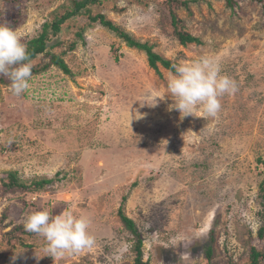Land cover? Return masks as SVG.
<instances>
[{
	"label": "rangeland",
	"instance_id": "374dc122",
	"mask_svg": "<svg viewBox=\"0 0 264 264\" xmlns=\"http://www.w3.org/2000/svg\"><path fill=\"white\" fill-rule=\"evenodd\" d=\"M189 1L176 14L199 46H181L165 0H102L93 9L174 64L218 60L239 90L222 98L216 119L200 110L181 118L168 110V96L149 106L148 94L165 95L172 72L160 66L158 75L145 53L99 24L63 55L72 75L32 74L20 97L7 77L0 85V264H135L136 238L121 210L149 264H208L209 245L213 264H248L252 249L264 253V2ZM71 3L0 0V24L25 44ZM87 24L84 16L65 24L66 44L53 53L67 51L73 28ZM11 173L52 183L40 192L9 189ZM43 209L88 217L95 246L52 256L24 228L27 215Z\"/></svg>",
	"mask_w": 264,
	"mask_h": 264
},
{
	"label": "clouds",
	"instance_id": "9594fccd",
	"mask_svg": "<svg viewBox=\"0 0 264 264\" xmlns=\"http://www.w3.org/2000/svg\"><path fill=\"white\" fill-rule=\"evenodd\" d=\"M32 63L27 46L21 42L17 31L0 24V75L10 80V91L16 97L30 88ZM237 82L222 72V66L214 57L200 56L191 61H180L173 65V72L166 85V94L148 95L156 107L158 101L168 96L173 103L168 110H176L181 118L200 110L204 116L218 118L222 111V98L238 91ZM141 118L139 115H137ZM24 228L27 232L42 237L46 251L52 256L77 254L95 246V236L89 231L90 220L77 216L70 210L53 215L48 209L27 215Z\"/></svg>",
	"mask_w": 264,
	"mask_h": 264
},
{
	"label": "trees",
	"instance_id": "16d2710c",
	"mask_svg": "<svg viewBox=\"0 0 264 264\" xmlns=\"http://www.w3.org/2000/svg\"><path fill=\"white\" fill-rule=\"evenodd\" d=\"M72 8L66 9L64 7V12L60 14L59 12L54 13L53 20L49 23H45L42 27L41 34L25 43L32 63V74H39L45 72L51 68L59 69L65 75H72L71 69L67 65L63 55L66 52H73L76 50L79 41L84 42V33L87 29L94 28L96 24H99L103 28L109 30L115 36L126 44L129 49L138 50L146 54L148 59V64L151 69H153L158 75H161L159 67L167 71L173 72V65L169 60L164 59L160 55L154 52V47L149 43H142L135 39L132 35L121 29L113 21L108 20V18L101 11H94L93 7H98L102 0H71ZM256 3H263L264 0H252ZM167 6L170 7V19H171V29L173 30L174 36L178 39L181 46L188 45H202V41L194 37L193 35L187 33L183 27L182 21L176 14V10L180 8L188 9L191 1L189 0H165ZM227 5L232 8L235 5L234 0H226ZM79 16H84L88 20L87 26L74 27L75 40L69 43L67 51L58 53H53L56 48H62L66 43L60 37L63 32V27L70 21L75 20ZM42 58H48L49 61L46 65L39 67ZM5 76L0 75V85L5 84ZM8 183H5L6 187L9 189H19L24 190V192H40L44 190L52 180L48 179H38L32 182H25L18 179L15 173L7 175ZM6 182V181H4ZM259 198L261 199L262 211L261 215L264 222V180L260 185ZM120 218L124 223L125 227L132 233L136 238V242L133 245V251L136 256L135 264H149V262L144 261L143 255V240L140 234L137 232L134 223L128 219L123 210L119 212ZM259 237L264 238V225L259 230ZM214 249L211 245L207 247L206 259L208 264H213ZM264 259V253L257 252L255 249L251 250V255L248 264H259L260 260ZM228 264H233L230 261Z\"/></svg>",
	"mask_w": 264,
	"mask_h": 264
}]
</instances>
